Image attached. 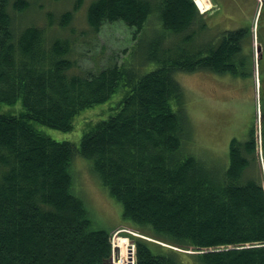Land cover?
<instances>
[{"label": "trees", "instance_id": "obj_1", "mask_svg": "<svg viewBox=\"0 0 264 264\" xmlns=\"http://www.w3.org/2000/svg\"><path fill=\"white\" fill-rule=\"evenodd\" d=\"M55 1H40L46 23L27 24L31 0H0V105L20 108L0 111V264H113L114 231L95 224L75 186L78 157L121 204L125 228L139 235L125 233L135 264H264L255 129L249 141L230 142L228 164L198 158L175 78L245 72L252 28L198 44L206 19L192 0H95L86 17L93 33L117 21L135 29V42L155 25L163 33L145 53L80 72L65 29L82 0L59 15ZM117 92L116 112L87 124L78 143L41 129L70 132L80 112ZM114 243L116 263L134 264L129 242Z\"/></svg>", "mask_w": 264, "mask_h": 264}, {"label": "rangeland", "instance_id": "obj_2", "mask_svg": "<svg viewBox=\"0 0 264 264\" xmlns=\"http://www.w3.org/2000/svg\"><path fill=\"white\" fill-rule=\"evenodd\" d=\"M31 1L36 7L25 15L24 21L27 24L29 22L40 24L41 19L45 20L46 17L43 14L44 10H41L42 13L38 10L41 0ZM77 1L51 2L54 8L53 12L59 15L58 10H73ZM94 1L82 0L78 10L74 11L71 24L65 29L66 36L71 37L74 42L72 56L76 59L80 72H95L115 62L122 63L126 58L136 57L140 51L145 53L151 41L163 33V30L155 25L150 29H145L142 38L135 42L133 39L135 29L122 21L105 23L98 33H93L87 24L86 17L87 7ZM192 1L194 2V0ZM209 1L210 8L203 12L206 29L202 31V41L199 40L198 44L207 43L213 36L226 30L241 27H251L254 30L253 36L247 43L248 48L252 46L254 49L253 75L247 78L231 77L209 71L179 72L175 75L183 89L182 105L191 129L189 146L192 153L198 158L216 161L223 165L228 164L231 139L234 137L245 139L255 124H257L258 133L263 130L264 135V96L261 94L258 78L261 66L256 62L258 55L256 47L260 43L256 37L260 31L264 30V0ZM44 7L50 9L48 4H45ZM199 12L202 13L200 10ZM150 21L153 22L154 17ZM154 66L156 65H150L149 69ZM121 96L122 94L117 92L108 102L80 112L74 120L73 130L70 132L49 127H41V129L55 140L78 143L87 124L107 118L116 112L117 102ZM172 107L177 109V104L172 102ZM6 110L19 111L20 108L19 106L9 108L7 105H0V111ZM261 155L264 158V145L259 148L258 156L260 158L257 159L264 175V160L261 159ZM88 164V160L84 158L78 157L75 160L76 189L84 195L83 198L95 218V224L98 223L99 227L114 231L113 248L116 238L129 242L133 250L132 256L135 264L136 247L125 233L139 235L125 228L127 225L122 218L121 204L99 184L98 180L90 173ZM207 164L210 165V162ZM114 259L113 253V264L119 263L120 256L117 260ZM185 261L186 264H194L188 258H185Z\"/></svg>", "mask_w": 264, "mask_h": 264}, {"label": "flooded vegetation", "instance_id": "obj_3", "mask_svg": "<svg viewBox=\"0 0 264 264\" xmlns=\"http://www.w3.org/2000/svg\"><path fill=\"white\" fill-rule=\"evenodd\" d=\"M252 31L254 32V30H252ZM256 38L260 42L258 44V46L256 47V51L258 53L257 58H256V62H257V65L261 66L260 73L258 74L259 84H260L259 87H261V94H263V96H264V30H263V32L260 31L259 34H257ZM248 49H250V50L248 51ZM253 50L254 49H253L252 46L250 48H248V46H246L244 51H243L244 55H243V59H242L241 63L244 64L247 61L248 62V66H249L247 69L245 68V72H243L244 68L242 67V68L239 69L238 73H236V74H232V73L225 74L224 76L246 77L247 78V77L253 75L254 74V70H253V66L252 65L255 62V57H254ZM241 63H240V67H241ZM252 70H253V72H252ZM254 129H255L254 138L257 141V147L260 148L261 145L264 144L263 133L261 132V130H260V133H258L257 124L254 125ZM249 137H250V132L246 135V138H247L246 141H249V139H250ZM233 139H239V138L234 137ZM233 139H231V141ZM229 148H230V144H229ZM258 150H257V152L255 154L257 159L260 158V156H258ZM260 154H261V151H260ZM261 159L264 160L262 155H261Z\"/></svg>", "mask_w": 264, "mask_h": 264}, {"label": "bare ground", "instance_id": "obj_4", "mask_svg": "<svg viewBox=\"0 0 264 264\" xmlns=\"http://www.w3.org/2000/svg\"><path fill=\"white\" fill-rule=\"evenodd\" d=\"M198 8L202 12H206L210 8V1L209 0H196ZM216 5V4H215Z\"/></svg>", "mask_w": 264, "mask_h": 264}, {"label": "water", "instance_id": "obj_5", "mask_svg": "<svg viewBox=\"0 0 264 264\" xmlns=\"http://www.w3.org/2000/svg\"><path fill=\"white\" fill-rule=\"evenodd\" d=\"M131 250H132V247H131ZM133 251V250H132ZM113 252H114V256H115V259H117V252H118V248L114 247L113 248ZM132 255V254H131Z\"/></svg>", "mask_w": 264, "mask_h": 264}, {"label": "built area", "instance_id": "obj_6", "mask_svg": "<svg viewBox=\"0 0 264 264\" xmlns=\"http://www.w3.org/2000/svg\"><path fill=\"white\" fill-rule=\"evenodd\" d=\"M194 2L196 3V0H194ZM133 260V259H132Z\"/></svg>", "mask_w": 264, "mask_h": 264}]
</instances>
